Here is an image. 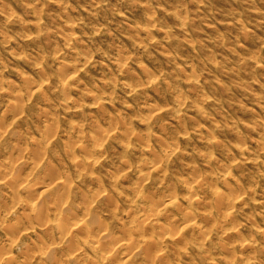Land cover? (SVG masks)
<instances>
[{"label": "clouds", "instance_id": "clouds-1", "mask_svg": "<svg viewBox=\"0 0 264 264\" xmlns=\"http://www.w3.org/2000/svg\"><path fill=\"white\" fill-rule=\"evenodd\" d=\"M0 264H264V0H0Z\"/></svg>", "mask_w": 264, "mask_h": 264}]
</instances>
